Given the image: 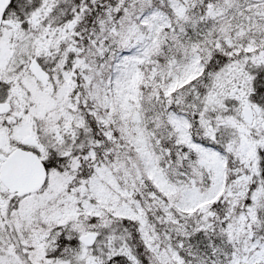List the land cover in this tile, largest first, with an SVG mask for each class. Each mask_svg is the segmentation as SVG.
Here are the masks:
<instances>
[{
	"label": "snow or ice",
	"instance_id": "1",
	"mask_svg": "<svg viewBox=\"0 0 264 264\" xmlns=\"http://www.w3.org/2000/svg\"><path fill=\"white\" fill-rule=\"evenodd\" d=\"M0 264H264V0H0Z\"/></svg>",
	"mask_w": 264,
	"mask_h": 264
}]
</instances>
